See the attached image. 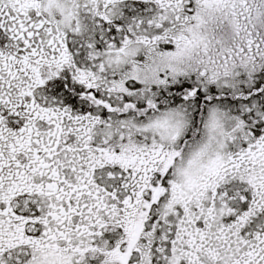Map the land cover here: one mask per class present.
I'll list each match as a JSON object with an SVG mask.
<instances>
[{"label":"snow or ice","instance_id":"6c2138e0","mask_svg":"<svg viewBox=\"0 0 264 264\" xmlns=\"http://www.w3.org/2000/svg\"><path fill=\"white\" fill-rule=\"evenodd\" d=\"M0 264H264V0H0Z\"/></svg>","mask_w":264,"mask_h":264}]
</instances>
